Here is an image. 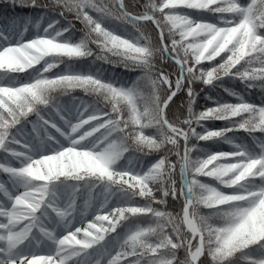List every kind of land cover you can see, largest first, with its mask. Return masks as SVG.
<instances>
[{"label": "snow or ice", "instance_id": "6c2138e0", "mask_svg": "<svg viewBox=\"0 0 264 264\" xmlns=\"http://www.w3.org/2000/svg\"><path fill=\"white\" fill-rule=\"evenodd\" d=\"M3 13L0 264H264L251 228L264 220V0H5ZM53 49L92 60L45 72ZM60 86L68 103L50 95ZM205 86L236 102L200 105ZM129 141L147 151L118 164ZM209 204L228 219H198Z\"/></svg>", "mask_w": 264, "mask_h": 264}, {"label": "trees", "instance_id": "16d2710c", "mask_svg": "<svg viewBox=\"0 0 264 264\" xmlns=\"http://www.w3.org/2000/svg\"><path fill=\"white\" fill-rule=\"evenodd\" d=\"M4 2L5 0H0V16H2L3 13V6H4ZM105 3H107V0H104ZM142 3L147 2V0H141ZM12 10L9 9V13L11 14ZM15 13H18L19 15H23V16H27V15H34L35 13L33 12L32 9L30 8H19L17 7L15 9ZM77 27H82V25L79 24V22H76ZM79 35V34H78ZM92 48L94 49L95 53L99 52V49L96 48L95 45H92ZM217 60H219V57L216 58ZM92 58H88L85 61H77L75 62L77 67L80 66H87L91 63ZM38 66V65H37ZM96 68H102L105 72V75H110L111 73H115L121 80H131L133 79L135 76L139 75L138 72H128L126 71L123 67H117V68H113L111 65L105 64L103 61H98L96 63V65L94 66ZM2 69H0V75L3 74ZM222 83L224 84L225 87H232L235 88L237 91H241V85L237 82H233L230 81L228 78H223ZM205 93H207L208 95H212V96H220L223 99L229 100V102H236L235 98L229 97L226 93L223 92L222 88L217 87L216 89H212L211 86H205V91L200 93L199 96V103L200 105L203 104H209V106H214L211 104L210 101H207L205 99ZM73 96H81L84 97L85 94L83 93V91L81 89H75L72 94ZM61 99L66 103L70 101V96H63L61 97ZM259 96H252L251 100L254 102H258L259 101ZM179 102V101H178ZM201 110L199 107L197 108V111ZM208 126L209 127H223L225 126V122L224 121H219V120H215V121H208ZM229 135H232L231 133H229ZM236 143H241V142H250V138L247 137V134L244 133L243 131H240L238 133H236ZM201 144L205 147H207L209 150L211 151H219V150H223V151H228L230 149V145L224 142H218V143H213L212 141L209 142H201ZM133 155V153L129 152L125 154V158H123L122 160L118 161V164H126L127 163V157ZM138 155V154H136ZM158 155L156 154H150L147 157H144V162L148 163L150 161H154V159H157ZM52 166L55 167L56 166V162L53 161L52 162ZM3 175H0V179H3ZM212 178H206V180H211ZM165 210L169 211V212H173V214H175L177 211H179V206L178 205H170L169 207H167ZM199 211L204 214L206 213L207 209L201 205L199 208ZM80 238V237H78Z\"/></svg>", "mask_w": 264, "mask_h": 264}, {"label": "clouds", "instance_id": "9594fccd", "mask_svg": "<svg viewBox=\"0 0 264 264\" xmlns=\"http://www.w3.org/2000/svg\"><path fill=\"white\" fill-rule=\"evenodd\" d=\"M145 31H148V30L145 29ZM152 43H153V46H155L154 40L152 41ZM52 52H53V54L50 56V63L44 69L45 72H52L56 68H58L62 65L65 67H67V66L76 67L75 62L68 58L73 54H78L79 56L83 57L84 59L89 58V53L85 50H80L79 53H76V50H74V49H53ZM45 54H47V53H45ZM50 95H52L54 97L55 96H63V95H65V88L63 86L56 87L55 89H53L50 92ZM128 143H129V147L133 150L134 155L139 150L147 151V149L143 148V146L136 145V144L132 143L131 141H129ZM117 163H118V161H117ZM205 195L207 196L208 194L206 193ZM216 203H218V201H216ZM212 206H213L212 204H209L208 206H206L205 208L207 209V211L204 214H202L198 210V213H197L198 219L203 218L204 220H206L209 223L212 222L213 220H216L218 222H224L226 219H228V217L218 216V215H215L212 212H210L209 209ZM257 227H259L260 230L264 231V220H261L259 223H257V221L253 219V221L251 223V228H257ZM248 231H249V227L247 225H242L241 228L237 232L238 240L242 241V240L246 239L248 236ZM213 239H214V237H213Z\"/></svg>", "mask_w": 264, "mask_h": 264}, {"label": "rangeland", "instance_id": "374dc122", "mask_svg": "<svg viewBox=\"0 0 264 264\" xmlns=\"http://www.w3.org/2000/svg\"><path fill=\"white\" fill-rule=\"evenodd\" d=\"M66 103H68V102H66Z\"/></svg>", "mask_w": 264, "mask_h": 264}]
</instances>
